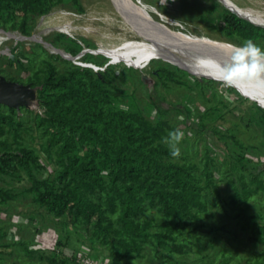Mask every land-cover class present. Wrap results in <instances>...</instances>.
I'll list each match as a JSON object with an SVG mask.
<instances>
[{
	"label": "trees",
	"instance_id": "trees-1",
	"mask_svg": "<svg viewBox=\"0 0 264 264\" xmlns=\"http://www.w3.org/2000/svg\"><path fill=\"white\" fill-rule=\"evenodd\" d=\"M57 4L83 12L79 0H0V28L30 35L29 22ZM222 20V29L236 46H243L247 40H264V27L230 10L223 13ZM63 38L64 34L57 33L49 42L54 47L65 44V52L71 55L82 50L81 44L70 37L63 44ZM37 46L47 51L41 44ZM24 54L25 50L20 49L13 54V60L5 59L9 65L29 73L26 81L35 87L42 112H36L33 124L23 126L15 109L0 104L5 109L0 111V178L25 172L29 180V186L21 192L0 186V204L9 207L26 194L53 219L73 226L75 232L95 244H104L111 264L147 255L155 264H170L171 255H186L197 248L206 250L198 234L206 226L202 221L211 206L224 212L234 211L236 231L246 234L252 245L264 249V211L249 212L253 197L264 195V160L259 162L246 155L250 146L236 137L234 129L224 133L212 129L225 149L220 161L208 145L199 163L185 161L182 156L174 158L164 138L170 131L178 130L180 123L186 128L194 127L188 121V104L164 105L160 96L147 88L150 103L142 110L133 97L130 99L116 85L112 65L94 70L59 54H47L33 69L34 62L29 57L27 64L19 62V56ZM146 54L152 57L156 53ZM129 56L132 55L124 53V57ZM83 60L93 63L91 59ZM59 62L64 64L62 68ZM150 74L159 81L176 84H184L182 77L191 76L170 63L158 66ZM140 81L144 84L141 77ZM195 81L201 84L199 79ZM205 82L217 83L203 79ZM226 89L240 96L233 87ZM211 94L215 99L214 92ZM151 107L158 118L147 117ZM256 107L255 123L264 137V109L258 104ZM174 111L184 112L187 118L172 116ZM33 127L47 164L21 134L27 131L32 140ZM204 129L205 125L193 131L198 135ZM7 135L12 136V141ZM50 164L51 172L47 171ZM150 211L162 220L155 221ZM209 226L208 230L221 228ZM11 246L21 247L41 264H68L76 258L72 250H67L66 256L68 246L63 241L57 242L60 252L31 250L23 241H0V263L9 262ZM221 253L217 264H230V251L222 249Z\"/></svg>",
	"mask_w": 264,
	"mask_h": 264
},
{
	"label": "rangeland",
	"instance_id": "rangeland-1",
	"mask_svg": "<svg viewBox=\"0 0 264 264\" xmlns=\"http://www.w3.org/2000/svg\"><path fill=\"white\" fill-rule=\"evenodd\" d=\"M113 1H119L125 5L124 1L126 0ZM131 1L135 2V9L144 16L143 18L160 27L166 26L197 41L215 44L236 51L242 47L236 46L237 44L222 29L225 24L222 20V15L227 8L219 0ZM229 1L235 5L247 8L254 16L261 17L264 20V0ZM79 2L83 8L82 13H76L69 7L57 4L48 13L43 16H37L28 24L30 35L35 34L42 38L43 41L49 42L57 33H60L65 36L61 41L63 44L67 42L66 37H70L81 44L82 49H86L87 52L76 60L77 64L91 63L84 61V58L91 59L101 69H104L107 65H112L116 85L124 90L129 98L133 97L142 110H144L145 105L150 103V99L147 95V86L140 81L141 74H149L152 80L155 81V87L151 92L154 91L156 95H159L164 105L171 103L188 104L191 108L188 121L195 125L193 128L190 126L186 128L183 123L178 125V130L184 133L183 139L186 138V141L181 140L178 145L180 156L184 157L185 161L201 162L205 145L214 150L218 161L222 160L225 149L217 135L213 134L212 129L224 133L229 128L236 131V137L240 141L250 146L249 151L246 153L247 156H252L259 162L264 160V137L255 123L258 116L257 102L255 100L242 94L238 96L228 92L226 89L228 85L222 81L212 79L217 83H203V79L211 78L197 77L189 72L191 76L182 77L184 84L157 80L150 73L158 66H166L170 62L151 58L149 65L144 68H137L133 57L144 58L147 55L146 51L134 52L131 54L132 56L124 57V54L121 55L120 51H113L103 47L106 44L107 46L117 44L123 38L135 44L141 42L135 33L133 34L130 29L128 30L124 27L120 17L112 9L111 1L79 0ZM137 2L140 4H136ZM59 12L73 14L72 16L58 18ZM0 23H2V20H0ZM63 23H71L72 27L78 30L75 37L62 31L53 30L56 25ZM7 25L8 23H6ZM7 30L13 31L16 35L20 34L18 30ZM37 44L33 40L17 41L6 39L0 43V51L18 54L20 49L25 50V54L19 56V62L27 64L29 57L34 62L33 69H36L40 65V58H45L47 54H55L51 49L45 48L41 44L47 51L42 50ZM255 44L264 51V40ZM64 45L60 44L59 48L64 50ZM90 51H93V53ZM45 52L48 53L46 54ZM86 53H89V55ZM157 55L156 53L153 56ZM110 60H114L115 63L109 64ZM63 66L64 64L59 62V67L62 68ZM0 69L3 70L2 75L16 80L24 81L29 74L26 71H22V69L19 70L16 65H9L2 56H0ZM196 78L200 80L201 84H196ZM213 92L215 99L212 98L211 93ZM257 99H260L261 102L264 101V98ZM0 111L5 112V109L0 108ZM36 112H42L37 100L31 103L29 107L21 108L17 112V120H20L23 126H27L28 123L33 124L36 121ZM147 112L149 119L159 117L154 107L149 108ZM172 116L181 120L187 118L184 112L174 111ZM204 125L206 129L202 130V133L198 135L195 134L193 129ZM186 131H188L187 134ZM21 134L40 155V159L46 163L43 153L40 151L39 136L35 128L33 127L32 135L34 138L32 140L27 131H23ZM7 136L9 141H12V136ZM51 168V164L48 165L47 171L51 172ZM0 186L21 192L29 186V180L24 172L12 178H0ZM223 195L225 197L227 193ZM17 199L9 207L0 204V235H4L0 237V241L8 244L23 241L28 244L29 249L42 252L52 250L60 252L57 242L63 241L68 246L65 252L66 256L69 254L68 251L72 250L76 252V256L78 253L86 255L94 264H111L109 250L104 244H95L89 238L81 235V233L75 232L73 226L53 219L44 208L33 203L26 194H22ZM250 202L249 212L264 211V195L254 196ZM150 213L155 221L160 222L162 220L160 216L152 211ZM235 216L236 213L231 209H227V212H224L220 208L211 206L202 221L206 226L199 229L200 232L198 234L203 244H205L206 250L197 248L198 250L195 249V251L186 255H171L170 264H217L222 258V249L230 251V264H264V253H262L264 249L252 245L246 238V234L243 235L236 231V221L233 220ZM208 224L211 227L221 228L208 230L210 229ZM11 249L13 254L7 258L9 262L0 264H41L37 258H31L25 253L21 247L11 246ZM225 255L227 256V254ZM68 264L81 263L75 258V261L70 260ZM123 264H155V262L147 255L144 258H137L132 261L125 260Z\"/></svg>",
	"mask_w": 264,
	"mask_h": 264
},
{
	"label": "bare ground",
	"instance_id": "bare-ground-1",
	"mask_svg": "<svg viewBox=\"0 0 264 264\" xmlns=\"http://www.w3.org/2000/svg\"><path fill=\"white\" fill-rule=\"evenodd\" d=\"M109 1H111L112 9L120 17L124 27L128 30L130 29L133 34L135 33L136 37H138L141 42L135 44L131 43L126 38H123L118 41L117 44L112 46H107L106 44V46L103 47L113 51H120L121 55L124 53L133 54L134 52L140 51L155 52L158 54L157 56L152 57L150 55H147L144 58L134 57V64L137 68H144L149 65L152 60L151 58H163L172 60L173 62H180L197 77L206 75L224 82V77L226 75L225 68L233 64V57L239 50L236 51L215 44L200 42L169 27H160L143 18L144 16L136 11L134 6L135 2L133 3L131 0L124 1L126 6L119 1ZM226 1L229 6L238 11L241 15L264 26V20L261 17L254 16L247 8L235 5L229 0ZM136 4L140 3L137 2ZM72 14L73 13L69 12H59L58 18L72 16ZM53 30H57V32L62 31L72 37H75V34L78 33V30L72 27L71 23L58 24ZM12 36L10 34L7 36L4 33H0V43L6 39H11ZM93 51L90 52L93 53ZM246 62L250 63V61ZM227 85L235 87L241 93L246 94L264 106V101L261 102L260 99H257L264 98V72L260 73L259 76L255 78L247 74L235 75Z\"/></svg>",
	"mask_w": 264,
	"mask_h": 264
},
{
	"label": "water",
	"instance_id": "water-1",
	"mask_svg": "<svg viewBox=\"0 0 264 264\" xmlns=\"http://www.w3.org/2000/svg\"><path fill=\"white\" fill-rule=\"evenodd\" d=\"M219 1L228 10H230L232 13H234L236 16H239V17H241V18H243L245 20H248L249 22H251V23H253L255 25L263 26V25H260L258 23H255L252 20L248 19L247 17L241 15L238 11H236L231 6H229L226 0H219ZM0 33H4L7 36H8V34H10L11 36L13 35L11 39H15L17 41H20V40H33V41H35V42H37L39 44H42L43 47L51 49V51H53L55 54H59L62 58L70 60V61H73L76 64H77L76 60L81 58L85 54V52L87 51L86 49H82L79 53H77L75 55H71V54L65 52L62 48L54 47V46H52L51 43L43 41L42 38L38 37L35 34L24 35V34L20 33L19 35H16L13 31L5 30L3 28H0ZM3 54H7L10 58L13 57V55L10 54V53H3ZM161 59L163 61H168V62L176 65L177 67L189 72L190 74H193V73H191V71H189L180 62H173L172 60L163 59V58H161ZM108 63L109 64H113V63H115V61L110 60ZM78 65H81V66H84V67H89V68H92L94 70L101 69L98 65H96L94 63L93 64H91V63H80ZM203 76L207 77V78L214 79V80H218L217 78H214V77H211V76H206V75H203ZM203 76H201V77H203ZM141 80L147 86L149 92H151L152 89H153L154 80H152L150 75L149 74H141ZM218 81H220V80H218ZM233 88L239 94H242L243 96L252 99L251 97L247 96L246 94L241 93L240 91H238L235 87H233ZM36 99L37 98H36V94H35V88L30 86V84H24V83H18V82H15V81H10V80H7L3 75L0 74V104L1 105H4V106H6L8 108L15 109L17 112H19L22 107H29L31 103L36 101ZM257 104L264 109V106H262L258 102H257Z\"/></svg>",
	"mask_w": 264,
	"mask_h": 264
},
{
	"label": "clouds",
	"instance_id": "clouds-1",
	"mask_svg": "<svg viewBox=\"0 0 264 264\" xmlns=\"http://www.w3.org/2000/svg\"><path fill=\"white\" fill-rule=\"evenodd\" d=\"M233 64L225 68L226 75L224 83H230L235 75L247 74L253 78L264 72V51L261 50L252 40L244 42L237 54L233 57ZM250 61V63L246 62ZM184 133L179 130L170 131L164 142L169 145L170 155L174 158L180 156L179 143L183 139Z\"/></svg>",
	"mask_w": 264,
	"mask_h": 264
},
{
	"label": "built area",
	"instance_id": "built-area-1",
	"mask_svg": "<svg viewBox=\"0 0 264 264\" xmlns=\"http://www.w3.org/2000/svg\"><path fill=\"white\" fill-rule=\"evenodd\" d=\"M76 260L81 264H94L86 255L80 253L76 256Z\"/></svg>",
	"mask_w": 264,
	"mask_h": 264
},
{
	"label": "flooded vegetation",
	"instance_id": "flooded-vegetation-1",
	"mask_svg": "<svg viewBox=\"0 0 264 264\" xmlns=\"http://www.w3.org/2000/svg\"><path fill=\"white\" fill-rule=\"evenodd\" d=\"M15 40V39H14ZM50 43V42H49ZM0 56H2V57H8L10 60H13L14 59V55H13V57L12 58H10L7 54H3V53H7V52H4V51H0ZM11 54V53H10ZM1 75H2V73H0ZM4 76V75H3ZM5 77V76H4ZM6 79H7V77H5ZM7 80H9V79H7ZM10 81H15V82H18V83H24V84H29L27 81H26V79L23 81V80H10ZM30 86H32V85H30ZM33 88H35L34 86H32Z\"/></svg>",
	"mask_w": 264,
	"mask_h": 264
}]
</instances>
